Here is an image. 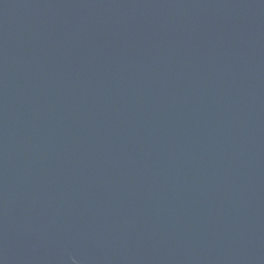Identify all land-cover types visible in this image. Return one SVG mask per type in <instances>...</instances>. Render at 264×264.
<instances>
[{
  "label": "water",
  "instance_id": "95a60500",
  "mask_svg": "<svg viewBox=\"0 0 264 264\" xmlns=\"http://www.w3.org/2000/svg\"><path fill=\"white\" fill-rule=\"evenodd\" d=\"M0 264H264V0H0Z\"/></svg>",
  "mask_w": 264,
  "mask_h": 264
}]
</instances>
